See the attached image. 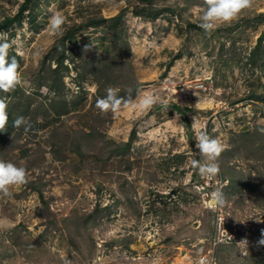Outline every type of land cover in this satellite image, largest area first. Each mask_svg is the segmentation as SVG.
<instances>
[{"label":"rangeland","instance_id":"rangeland-1","mask_svg":"<svg viewBox=\"0 0 264 264\" xmlns=\"http://www.w3.org/2000/svg\"><path fill=\"white\" fill-rule=\"evenodd\" d=\"M204 7L0 0L19 73L0 91V159L27 175L0 191V264H264V0L211 32ZM109 87L116 112L96 107ZM145 92L149 110L125 107ZM201 126L223 145L211 179L192 165Z\"/></svg>","mask_w":264,"mask_h":264},{"label":"clouds","instance_id":"clouds-1","mask_svg":"<svg viewBox=\"0 0 264 264\" xmlns=\"http://www.w3.org/2000/svg\"><path fill=\"white\" fill-rule=\"evenodd\" d=\"M247 6L248 0H205V7L199 16V27L205 32H211L221 23L234 19ZM49 12L48 27L50 30L58 32L64 22V17L54 7H50ZM10 46L11 43L8 38L0 35V91L3 92L14 90L19 83L17 61L15 57L8 56ZM117 91L111 87L107 88L106 95L97 98L96 107L102 112L109 110L116 112L122 103V98L117 95ZM156 102L157 99L152 93L145 92L142 95L138 94L135 100L125 101L124 104L125 107H129L139 114L149 110ZM7 121L6 105L0 101V129L5 127ZM12 124L17 128L23 125L25 130L31 127L23 116H17ZM194 139L201 161L193 160L192 165L202 178L211 179L219 172L217 157L223 151V145L216 138L210 137L203 126L196 131ZM26 179V170L23 166L0 159V191L7 193L9 185L24 184ZM211 195L210 203H217L222 200L219 189L214 190ZM259 243L264 244V236L261 237Z\"/></svg>","mask_w":264,"mask_h":264},{"label":"built area","instance_id":"built-area-1","mask_svg":"<svg viewBox=\"0 0 264 264\" xmlns=\"http://www.w3.org/2000/svg\"><path fill=\"white\" fill-rule=\"evenodd\" d=\"M198 186V185H197ZM211 257L208 254H200L197 257H195L191 264H211Z\"/></svg>","mask_w":264,"mask_h":264},{"label":"trees","instance_id":"trees-1","mask_svg":"<svg viewBox=\"0 0 264 264\" xmlns=\"http://www.w3.org/2000/svg\"><path fill=\"white\" fill-rule=\"evenodd\" d=\"M27 3H25V5L23 6V7H21V10H20V13H23L24 11H25V9L27 8ZM151 14L152 15H155L154 13H152L151 12ZM151 14H149V15H151ZM13 19H15L14 17H9L8 16V18H5L4 20H3V22H2V24L1 25H3V26H7V25H9L12 21H13ZM188 27H190V28H192V29H198V25H196V24H189V25H187ZM200 28V27H199ZM200 29H202V28H200Z\"/></svg>","mask_w":264,"mask_h":264}]
</instances>
